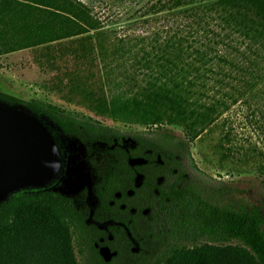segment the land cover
Wrapping results in <instances>:
<instances>
[{
    "label": "trees",
    "instance_id": "16d2710c",
    "mask_svg": "<svg viewBox=\"0 0 264 264\" xmlns=\"http://www.w3.org/2000/svg\"><path fill=\"white\" fill-rule=\"evenodd\" d=\"M22 1L29 10L7 14L0 7L1 47L24 37L32 46L45 44L46 58L56 51L58 57L84 60L90 54L103 61L129 53L119 43L148 44L132 61L146 76L132 87L136 93L123 96L121 90L108 101L101 94L92 98L94 109L135 116L156 128L174 123L183 135L160 128L151 135L125 134L88 116L0 92V105H23L47 128L60 157L48 184L12 191L0 202V264H78L73 233L86 246L89 264H121L124 254L127 264H264L262 212L221 201L184 165L191 161L187 143L231 105L240 101L251 110L264 105L258 101L264 96V0H127L137 4L139 15L165 23L144 37L116 38L109 49L103 21L89 6L77 0ZM99 1L108 7L116 3ZM23 19V25L17 22ZM67 138L88 152L94 144L104 147L92 217L117 221L118 231L85 223L86 207L51 190L63 171Z\"/></svg>",
    "mask_w": 264,
    "mask_h": 264
},
{
    "label": "rangeland",
    "instance_id": "374dc122",
    "mask_svg": "<svg viewBox=\"0 0 264 264\" xmlns=\"http://www.w3.org/2000/svg\"><path fill=\"white\" fill-rule=\"evenodd\" d=\"M77 1L89 6L92 13L103 21V31L106 32L104 44L108 49L110 44H115L116 38L144 37L152 30H159L165 23L157 17L139 15L135 10L137 4L127 0H116L111 7L104 6L99 0ZM28 4L22 0H0V7L3 6L7 14L10 10H29ZM4 20L9 29L11 21L8 22L7 17ZM17 22L23 25L26 19ZM21 38L22 41L16 44L9 40L4 47L0 46V92L23 101L37 99L62 110L88 116L125 134L140 132L151 135L160 128L182 138L181 127L174 123H163L156 128L141 124L135 116L112 115L102 107L94 109L96 101L92 98L101 94L108 101L121 90L126 92L123 96L136 93L132 87L143 83L146 76L143 75L144 70L132 61L139 58L141 49L149 48L148 44L142 46L136 41L119 43L130 54L99 61L90 54L84 60L69 55L58 57L56 51H49L52 58H46L48 51H45V44L32 46L24 37ZM9 48L13 50L7 51ZM115 85L118 90L113 89ZM261 87V92H264V82ZM88 94L92 95L88 97ZM258 101L264 103V96ZM16 107L25 110L23 105ZM64 141L67 157L63 171L53 182L51 190L70 198L76 207H86L88 215L85 223L100 229L109 226L118 231L117 227L121 226L117 221L105 218L96 221L92 217L96 206L93 186L98 179V163L104 158V147L94 144L88 152L84 144L74 138ZM187 151L191 161L186 160L184 165L197 182L203 183V187L216 192L221 201L255 206L264 215V105L260 110H251L240 101L231 105L187 143ZM135 182L138 184L139 177ZM134 234L136 238L139 235L138 232ZM126 235L124 230L119 240L123 241ZM72 238L77 263L89 264L86 246L79 243L76 233ZM131 250L135 252V244ZM101 254L105 259L110 255L104 249ZM127 260L124 254L120 263L127 264Z\"/></svg>",
    "mask_w": 264,
    "mask_h": 264
},
{
    "label": "water",
    "instance_id": "95a60500",
    "mask_svg": "<svg viewBox=\"0 0 264 264\" xmlns=\"http://www.w3.org/2000/svg\"><path fill=\"white\" fill-rule=\"evenodd\" d=\"M59 162L54 140L39 120L0 105V202L12 191L48 184Z\"/></svg>",
    "mask_w": 264,
    "mask_h": 264
},
{
    "label": "flooded vegetation",
    "instance_id": "af4514ba",
    "mask_svg": "<svg viewBox=\"0 0 264 264\" xmlns=\"http://www.w3.org/2000/svg\"><path fill=\"white\" fill-rule=\"evenodd\" d=\"M55 143V142H54ZM56 146V145H55ZM57 148V147H56ZM58 151V150H57ZM58 155H59V153H58ZM59 160H60V157H59ZM59 166H60V162H59ZM58 169H59V167H58ZM58 172V171H57Z\"/></svg>",
    "mask_w": 264,
    "mask_h": 264
}]
</instances>
